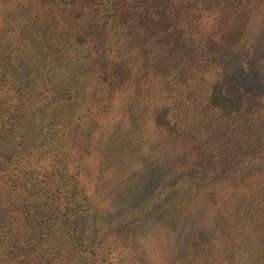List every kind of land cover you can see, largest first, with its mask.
Returning <instances> with one entry per match:
<instances>
[{
    "label": "trees",
    "instance_id": "16d2710c",
    "mask_svg": "<svg viewBox=\"0 0 264 264\" xmlns=\"http://www.w3.org/2000/svg\"><path fill=\"white\" fill-rule=\"evenodd\" d=\"M264 0H0V264H264Z\"/></svg>",
    "mask_w": 264,
    "mask_h": 264
},
{
    "label": "rangeland",
    "instance_id": "374dc122",
    "mask_svg": "<svg viewBox=\"0 0 264 264\" xmlns=\"http://www.w3.org/2000/svg\"><path fill=\"white\" fill-rule=\"evenodd\" d=\"M215 64L219 65V68L225 70L228 74H233L237 76L238 81L246 89L253 90L254 92L261 93L264 92V71L259 70L257 65H254V71L247 69L246 67L234 66L231 63L222 62Z\"/></svg>",
    "mask_w": 264,
    "mask_h": 264
}]
</instances>
